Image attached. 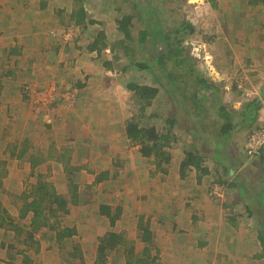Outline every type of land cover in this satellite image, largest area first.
I'll return each instance as SVG.
<instances>
[{
  "label": "rangeland",
  "instance_id": "rangeland-1",
  "mask_svg": "<svg viewBox=\"0 0 264 264\" xmlns=\"http://www.w3.org/2000/svg\"><path fill=\"white\" fill-rule=\"evenodd\" d=\"M42 1L41 7L38 5V0L33 2L34 4L26 3L24 4L25 6L23 5V8L26 6H33V12L35 13V20L29 18L25 28L39 27V33L34 36L37 42L40 41L38 35H42V40H47V38L52 35L53 38H55V42H52L53 46L56 47L58 45L63 52L59 57L70 59L75 52L83 56V62H85V64L90 62V71L88 75L90 77L92 74L93 77V79L90 77V80L98 82L96 84H93V82L88 83L87 87L90 88L86 90L89 92L98 91L99 93L105 94L104 97L101 96L100 98L103 102H98L94 99L87 102L89 111H91L90 113L94 112V105L100 104L102 107L107 108L105 115L102 114L103 116L94 117V119L90 117L91 123L88 121L91 129L92 125H95L94 128L101 126L103 129L102 132H92V134L95 133V135L101 134L104 136V140L95 141L94 144L100 146L90 148V151H93L90 154L94 156V159L96 155L102 154L100 158L101 164L99 163L100 166L105 165L114 168L113 163H111L112 158H116L117 162L122 159V162H128L133 159L132 157L134 155L137 159L140 157L136 156V149H138L139 152L140 146L133 143L126 134L125 128L128 119L133 117H135L134 119L141 118V123L143 125L153 123L159 133H164L166 129L169 128V124L167 123L168 118H176L179 119V121L174 124L171 130L176 139H173L166 148L172 158L169 164L163 163V167L167 169L166 173L157 170L156 163L154 162L155 159L152 158L149 160L150 162L147 163L146 160H143L141 163L136 161V166L134 167L129 165L131 169L133 168V173L136 169L142 170L141 174L146 180L141 175L138 180H135L132 170L131 173H129L128 167L126 168V166H124L119 169L122 174L120 175V179L116 177L112 180L101 181L99 184H89L86 183V180L80 181L77 177L78 175H82L84 169V164L81 160H83V162H85V160L81 156V153L72 151L73 161L69 162L67 168V172L71 173V175H68L70 177L72 176V180L66 177L68 190L72 193L68 198L71 199V197H73L76 190L74 185L82 187L79 199L83 207H80V204L72 205L73 211L70 213L60 209L52 213L48 207H45L44 214L39 218V222L48 220L51 226L53 225L55 228L58 227V225L66 226L74 222L79 224L84 223L86 228L87 225H92L91 228H93V223H95L97 228L100 229L98 232L100 237L103 238L106 237L110 231L114 232L116 225H110L109 217H102L98 213V205L108 204L115 207L113 209L114 212L118 207H121L120 217L116 219L118 224L117 230L124 235L126 241L130 243L129 245L133 244L129 239L136 241L138 238V240H140L141 233L144 232V228L142 227L148 226L144 222L146 219L147 221H151L152 217H154L153 220L156 222L153 228L150 227L156 233L155 241H147L146 243L138 244L137 251H133L134 255H127L128 247L125 246L127 244L125 243L123 245L120 243L116 245L114 249H107L106 251L111 253V255H104L102 260L98 255L86 253L90 245L88 246L80 243L82 238L71 239L67 237V239L63 241L55 240V237H51L53 232H50L43 236L35 235V240L32 239L28 234L30 229L28 228V230L25 226L27 225L26 223L31 220L30 217L32 213H30V216L24 218L25 221L23 222L26 227H24V234L22 235L24 242L18 244L19 249L17 251L9 252L8 249V254H5L6 251L0 246V251H2L1 253L4 255L3 257L12 258V256L16 255L17 258L22 259L24 258L23 255H25L27 256L26 261L28 259L38 260L43 258V261H41L43 264H127L128 257H130L131 264H151L150 260L155 256L157 258L155 261L158 264H212V254L209 255L212 253V245L210 244L196 246V244L193 245L189 241V248L194 249L191 253L192 255H177L178 245L176 243V238H173L172 234L178 233L180 236L186 237L184 234L185 230L177 227L175 224V228L170 232L172 229V222L161 223L155 220V217L161 218V212H155V210H160L161 207L164 206L171 210L174 206L179 205V203L182 206L184 204L187 210L194 207L198 211L196 214L194 213V215L200 218L198 221L201 224L196 223L197 225H206L211 219L208 215L210 214L209 210H212V203H214L210 200L212 199L210 196L211 184L214 186V184H221L223 181L227 183L228 181L231 182L236 175L237 177L239 176L238 180L242 179L244 181V185L246 186L245 189L249 190V192L247 190L249 195L260 198V186L262 185L261 182L264 177V161L260 163L258 162V157L248 156L244 147L253 130L264 128V118L259 120L260 116L257 114L253 122L255 124L251 127L242 123V120L246 118L244 116L240 117L238 120L233 119L235 127L229 131L226 137L220 140V142H222V145L218 144L220 148L216 147L218 142L215 138V134L216 136L219 134L221 135L222 125L225 123L224 118L221 117L219 112L221 106H225L229 111L238 114L245 110V105L249 101L256 98V96L259 97L258 93L264 86V0H80L83 6L86 7L88 13L87 19H94L96 21V23L88 24L87 26H78L74 23L65 24L66 18L69 17L72 9L78 6L79 0ZM137 3L139 4L136 5ZM146 3L155 7L163 31L165 33L170 32L171 35L169 43L160 42V45L157 44L159 45L158 49L165 52L164 47L167 46L169 47L166 49H169L171 46L183 47V55L185 57L188 56L185 64L175 66L172 61L166 62L165 69L161 68L160 70L156 65L155 69L158 71L157 73L160 74L164 72L165 74H169L172 72L174 76H172L173 80H171V83L181 92H183V90L184 92H189L193 89L192 81L197 78L207 79L208 83H214L217 88L216 91L212 90V88L210 90H203V86L201 85L199 89H196L197 100L202 99L203 95L207 97L206 100L202 101L201 105L203 109L200 115L198 114L200 108L196 106L195 100L190 99V97L186 99V104L190 111L189 116H186L187 108L177 107L176 97L174 98L170 91H168V86L166 85L168 82L167 79L162 80V85L158 80L156 81L153 74L148 71H139L135 67H131L127 72H122L125 66H129L135 60H144L146 58L137 53L132 56V60L130 61L124 55L122 47L116 44L118 40L123 38V33L118 30L117 19H121L124 15L133 16L130 29L132 31L133 41L130 42L134 45L137 43L140 31L145 28L146 21L144 19L142 7H144ZM58 9L63 10L62 15L59 13ZM58 14L61 15V17L58 18ZM36 21H38V23ZM186 23H190V25L193 26L194 31L192 33H187V31H185ZM179 26L182 27V30L176 32L175 30ZM99 33L103 36L100 38L102 42L98 44V47H101V51H88L89 53H87L88 44L95 41ZM25 36H27V33ZM32 37L33 36L30 35V41H33ZM178 40H182L180 45H177ZM102 43H105V46H103ZM127 43H129V41ZM49 44L51 45V42ZM43 49L46 48L43 47ZM42 53H44V56L42 59L40 57L39 61H36L35 64L36 69L40 72L44 73L50 65H54L57 67V69H55V74L61 72L59 69H64L67 70L69 73L68 75L73 77L78 75V79L80 80L82 78L84 79L87 75V73L77 71L78 65L84 64L78 60L71 59L70 61H66L65 58L57 57L55 61H50L52 62L50 64L48 60L49 52L45 53V51H42ZM115 56L118 58H115ZM147 59L152 60V55L149 54ZM110 61L112 63L111 67L107 64ZM65 62L66 65L63 66ZM91 66H93V69ZM81 67L85 68V66ZM101 67H103L105 71L113 73L114 79L106 80L102 75L95 76L94 72H97L98 69L100 70ZM191 67H193L196 73H190ZM64 70H62V72H64ZM129 78L139 84L156 87L159 90V93L153 100V104L148 106L144 111L140 108L141 102L137 100V96L126 86V82ZM100 79L101 81H99ZM68 81L69 84L67 88H70L74 86L73 84L76 82V79L70 78ZM53 84L56 88V92L58 94H63V97H61L62 100L58 101H63L64 96H66V98H70L71 101H73V105L75 106L79 98L76 99L70 96L68 92L71 91V88L67 89L64 84L59 82H53ZM47 86V84L41 86L44 88H40L41 91H39L40 97L46 100L37 101L36 97H31L29 99L38 104L35 108L36 110L38 109L40 117L41 114L43 115L45 121L43 122L46 125H48V122L52 123V121L56 119L55 112L52 110L53 107H50L48 104L50 103L49 100H52V98H50L51 93H46L48 90ZM53 94L54 93H52V96ZM57 97L59 96H55V98ZM95 97L98 98L96 95H93V98ZM262 98L264 100V94ZM64 100L67 99L64 98ZM78 105L79 103L76 104V106ZM194 110L196 115H193L195 117L191 113L194 112ZM11 118L13 117L11 116ZM14 119L17 124L18 119ZM34 120L37 123L30 121L31 125L34 123L35 125H43L39 117L35 116ZM104 121H107V123H103ZM118 125L121 126L117 128ZM190 128L195 129V134L190 131ZM46 129L49 130L48 126H46ZM123 131L130 140L128 143L129 148L122 138ZM21 134L22 133L19 132L18 136ZM41 134L42 132L37 128H35L34 134L32 131L26 133L25 138L28 139L27 146L30 145L31 141L32 143H42V141L46 139V134ZM196 134H199V137H197ZM12 138L15 139V141L18 140H16V136H12ZM12 142L13 141H11V143ZM194 146H197L199 155H203L202 167L208 169V172H203L201 174V177L205 180L202 185L200 184L198 189L201 191L200 196L207 199L210 205L200 199L199 202L197 199L194 201L193 195L187 194V190L191 192L192 186L194 185L193 183L195 180H198L196 172L198 174L199 171L197 170L199 169L195 168V172L193 167H191L190 170L193 171L189 173H191L192 176L186 174L184 178L180 173V166L184 158V153L188 150L192 151ZM219 149L225 152L226 155L222 156L224 159H227V164L232 166V169L229 171L224 170V167L219 165V158L213 157L214 152H220ZM94 151L97 153H94ZM112 151H121V154L113 157ZM129 151L131 157L127 158L125 155ZM88 164L89 162L86 165ZM240 165L242 166L240 167ZM95 166L96 159L95 163H90L89 167L95 170ZM115 167L117 169L118 165L115 164ZM26 172L23 184H25L24 191L28 194V192L32 193L35 189L33 187L34 183L29 176L30 171ZM176 176L178 179L175 178ZM177 184L179 186L184 185L183 187L184 190H186V194L182 195L176 192ZM20 185L22 184L20 183ZM238 192V187L233 186L231 187L230 196L234 199L232 202L237 201V208H240L242 213H245L242 207H238L245 202L244 193L241 191L238 195ZM177 196H179V198ZM0 197L4 199L6 204L10 205L8 207L15 209L12 215L16 216V214L19 213L20 206H18L19 208L16 207V204L13 202L15 201L13 200V195H8L3 189L0 191ZM29 197L31 198V195L28 197L21 196L22 202L27 201ZM225 201L227 203L229 202L227 197L222 202ZM199 203L205 204V209L208 210V214L200 213V210L196 208ZM250 203V205L253 204L252 202ZM75 206H78L76 210H74ZM230 210L231 209H224L226 213L232 212ZM224 211L222 210L220 212L222 213ZM191 214L193 213L190 211V214L186 217L189 218ZM170 215L171 212H168V216ZM172 215H175L174 212ZM0 217H3V215ZM86 217L88 218L86 219ZM197 227L199 226H196V228ZM47 228L48 227H46V229ZM54 229H52V231ZM56 230L58 229L56 228ZM88 233L91 236H85L84 239L88 240L93 235V239H95L96 235L92 229H88ZM166 233H168L167 236L170 237L169 239L165 237ZM41 241H43V243H41ZM5 242L16 245V241L13 242L12 238L6 237ZM97 243L96 241L91 245L96 246ZM144 249L148 250L146 251ZM163 250L166 252L164 253ZM193 253H197V255ZM63 255H65L66 261L62 260ZM70 255L73 256L71 257ZM67 257L69 259H67Z\"/></svg>",
  "mask_w": 264,
  "mask_h": 264
},
{
  "label": "crops",
  "instance_id": "crops-1",
  "mask_svg": "<svg viewBox=\"0 0 264 264\" xmlns=\"http://www.w3.org/2000/svg\"><path fill=\"white\" fill-rule=\"evenodd\" d=\"M35 1L36 0L33 1L32 0L29 1L0 0V191L4 189L6 193H8V195H13L14 197L13 200H15L13 202L16 204V207L20 206V208L18 207L19 213H17L16 216H13L12 214H14L15 209L14 208L11 209L10 207H8L10 205L6 204L4 199L0 197V211H5L8 214L7 220L3 221L0 219V246L3 247L4 251H6L5 254H8V249L9 252L17 251L19 249L18 244L20 242L22 243L24 242L22 235L24 234V227L26 226L27 229L28 228L30 229V230L28 229L29 230L28 234L32 237V239L35 238V235L43 236L45 234H49L50 232H53L51 237H55L54 238L55 240L57 239L63 241L66 240L67 237L71 239L82 238L80 243H82L83 245H88V246L90 245V247H88V251L87 252L84 251V252L92 253L93 255H100L99 248L102 243V238L98 233L100 229L97 228L95 223H93V228H91L92 225L90 226L87 225L86 228L84 226V223L79 224L75 222L71 223L70 225L67 224L66 226L58 225V227H56L58 230H56V228L53 225L51 226V224L49 223L50 221L48 220L41 221L39 224L38 222L37 224H34L33 209L30 207L27 208L26 204L32 201L33 197L35 196L39 197L40 194L36 189L39 185H43V186H47V188H50L49 190L50 193L54 192L55 194L65 199L67 213L73 211L72 205L80 204L79 206L83 207L79 199L80 192L82 191V187H78L77 185H74L76 190L73 194V197H71V199L68 198L70 195H72V193L70 192V190H68L66 177H68L69 179L71 178L72 180V176L71 177L69 176L71 175V173L67 172L69 162L73 161L72 151L81 153V156L83 157L85 162L87 163L89 162V164L86 165L87 163L81 160V162L84 164L83 165L84 169L82 175H78L77 177V179H79L80 181L86 180V183L89 184L92 183L99 184V182L101 181L112 180L116 177L120 179V175H122L121 170H119L120 168L126 166V168L128 167V170L130 171L129 173H131V170L133 168L131 169L129 165H132L134 167L136 166L135 163L136 161H139L138 163H141L143 162V160H146L147 163L150 162L149 160H151V158H146L142 156L140 152H138V149H136V156H140L138 157V159L135 157V155L134 156L132 155L133 159L128 162H122L123 159L117 162L116 158L115 159L112 158L111 163H113L114 165V168H112L111 166L99 165L101 160L100 158L102 155L101 154V155H96L97 158L95 157L96 159L95 170H93L92 167H89L90 163L93 164L95 163L94 156L90 154L93 152L90 151V148L98 146V144L96 145L94 144L95 141L104 140L103 139L104 136H102L101 134H96V135L95 133L92 134V132L94 131L102 132L103 129L101 128V126H99L98 128L97 127L94 128L95 125H92V129H91L89 124L91 123L90 117L94 119V117L97 118L102 114L105 115L107 112L106 111L107 108L102 107V105L100 104L98 105L93 104L94 112L90 113L91 111H89L87 102L93 99L97 100L98 102H103V100H100V98L101 96L104 97L105 94L99 93L98 91L89 92L86 90L90 88L87 87L88 83L93 82V84H96L98 82L90 80V77H92V74L90 75V77L88 75L90 71V62L85 64V62H83V56L75 52L73 53L70 59H67L65 57H59V55L61 56L63 52L60 49V47H58V45L56 47L53 46L52 42H55V38H53L52 35H50V37L48 36L49 38H47V40L44 39L42 40L41 39L42 35H38L40 37L39 38L40 41L37 42L34 39V36H36L39 33L40 31L38 30L39 27L25 28V25L27 24L26 22L29 20V18L35 20V13L33 12V8H34L33 6H28V7L26 6L23 8V5L26 3L34 4L33 2ZM41 4H42V0H38V5L40 7ZM58 11L60 12L61 10L58 9ZM36 22L38 23V21ZM26 33L27 36H25ZM30 35L33 36L32 37L33 41H30ZM50 42L51 45L49 44ZM43 47H45L46 49H43ZM42 51H45V53L49 52L48 53L50 55V56L48 55L49 62L55 61L58 57V58H65L66 61H70L71 59H73V60H78L81 63H84L85 65L84 64L78 65L77 71L81 73H87V75L84 77V79L82 78L80 80L78 79V75L74 77L68 75L69 73L67 72V70L64 69H59V71L61 72L55 74L56 73L55 69H57V67L54 65H50L47 71L44 73L38 71V69H36L35 64L36 61H39L40 57L42 59V57L44 56L43 55L44 53H42ZM86 51L87 53H89L88 50ZM90 52H95V51H90ZM52 62H50V64ZM65 65L66 62L63 64V66ZM81 66H85V68ZM91 67L93 69V66ZM62 70H64V72H62ZM80 70H84V71H80ZM103 70H104L103 67H101L100 70L98 69L97 72L96 71L94 72V75L95 76L102 75L105 77L106 80L114 79L113 73L105 70L104 73ZM70 78L76 79V82L73 85H75L77 82L83 84L82 85L83 87L78 89V91L75 89L69 93L70 96H72V98H76V99L79 98V101L76 102V104L79 103L78 106H76V104L74 106L73 101H71L70 98L69 99L66 98V96H64V98L67 100H64L63 98V101L61 102L58 101V100H62L61 97H63V94L62 93L58 94L53 84V82L54 83L59 82L61 84H64V86L67 88L69 84L68 80ZM87 78L88 80L86 81ZM99 81H101V79ZM28 82L32 83L31 87L32 89H34V97H35V91L39 94V89H40L39 87L46 84L48 85L47 86L48 90L46 91V93H51L50 98H52L53 100L52 101L50 99L49 100L50 103L48 104L50 107H53L52 110H54L55 112L56 121L53 120L52 123L48 122V125H46L44 123L45 121L43 115L41 114L40 117L38 109L36 110L35 108L38 104L35 103L34 101L29 100L28 97L24 96L22 92V85ZM52 93H54L53 96ZM258 94L259 97L256 96V98L263 99L262 97L264 94V86L260 89V92ZM93 95H96L98 98L96 97L93 98ZM55 96H59V97L55 98ZM263 105L264 102H262V106L261 108H259L258 111V116H260L259 120H262L264 118ZM11 116L13 118H11ZM35 116L39 117V120L43 125L41 126L40 124L35 125V123L31 125L30 121L36 122L34 120ZM14 118L18 119L17 124L15 123ZM103 123H107V121H104ZM254 124L255 123H253L252 126ZM46 126H48L49 130L46 129ZM120 126L121 125H118L117 128H119ZM35 128H37L40 132H42L41 135L46 134V139L43 140L42 143H32L31 141L30 145L27 146L28 139L25 138V134L30 133L31 131L34 134ZM19 132L22 133L20 136H18ZM122 133H123L122 138L125 140L128 146L130 140L126 137L124 131ZM12 136H16V140L17 139L18 140L15 141V139H13ZM11 141L13 142L11 143ZM94 153L97 152L94 151ZM111 153H113L112 155L114 157L115 155H120L121 151H116V152L112 151ZM125 156L127 158H130L131 157L130 151L126 153ZM260 160L261 159L259 158L258 162L262 163V161ZM114 162L115 164L118 165L117 169L115 167ZM241 166L242 165H240V167ZM26 171H30V175L29 174L28 175L31 177L34 183L33 187L35 189L32 193L28 192V194L24 191L25 184H23L26 176L25 173H27ZM191 171L193 170L187 171V174H190V176H192V174L189 173ZM197 171H199L198 174L195 170L196 176H198V180H195V182L193 183L194 185L192 186L191 192L187 190L188 191L187 194H192L194 201H196L197 199L199 202L200 199L206 202L207 204H209L207 199L200 196L201 191H199L200 189H198L200 184L202 185L203 181L205 180L203 179V177H201V174L204 172V170L201 169ZM141 172L142 170L136 169L134 171L135 173L134 174L132 170V174L135 180H138L140 175L146 180V178L141 174ZM105 173H107V176H103V174ZM177 176L175 177L176 179H178ZM98 179L99 182H96V180ZM20 183L22 185H20ZM223 183L224 185L222 184L219 185V186L222 185L221 187L224 188L225 192H223V196L220 197L219 199L214 197L210 199L214 203H212V210H209L210 214L208 216L211 219L208 224L197 225L196 223L201 224L198 221L200 218L194 215V213L196 214V212L198 211L194 207L187 210L184 204L182 206L180 203L179 205L174 206V208L171 210L166 206L161 207L160 210H155V212H161L160 213L161 218L159 219L158 217H155V220L160 221L161 223L172 222L171 223L172 229L170 232H172L173 229L175 228V224L177 225V227L185 230L184 234L186 235V237H182L178 233L172 234L173 238H176V243L178 245L177 255H192L191 253L193 252L194 249H191L188 246L191 242V244L193 245L196 244V246L206 245V244L212 245V250H211L212 253L209 254V255L212 254V264H264V256L260 255L262 253V247L260 245L261 228L259 226L258 219L252 216L251 210L250 208H248L249 206H251L249 200H251L250 198L252 197V195H246L247 198H245V202L243 203V205L239 203L240 206L238 207H242L245 211V213H242L241 209L237 208L238 205L237 201L232 202L234 199L231 198L230 192H231V187L233 186L229 187L228 185V183H230L229 181L228 183L223 181ZM183 186H179L178 184L176 185V187L178 188V189L176 188V192H178V194L179 193L182 195L186 194V190H184ZM29 195H31V198L29 197L27 201L22 202L21 196H29ZM177 197L179 198V196ZM224 197L228 198L229 200L228 203L226 201L222 202L225 200ZM219 203L221 206L219 205ZM100 206L101 204L98 205L99 207L98 213L102 217L103 216L108 217L106 214L101 213ZM110 206L112 210L115 208L113 207V205ZM45 207L43 208V211H45ZM50 207L53 208L54 205L49 206L48 208ZM77 207L78 206H75L74 210H76ZM196 208L200 210V213L208 214V210L205 209V204L199 203L198 207ZM224 209H231L230 211L232 212L226 213ZM222 210L224 212L221 213L220 211ZM190 211L193 214H191L189 218H187L186 216L190 214ZM168 212H171L170 216H168ZM173 212L175 214L174 216L172 215ZM30 213H32V216L30 217L31 220L28 223H26L27 225L24 226L23 223L25 221L24 218L29 217ZM87 218L88 217H86V219ZM153 218L154 217L151 218V221H147L146 219V221L144 222L145 224L148 225L145 227H148L147 233L149 234V239L145 237L146 236L145 232L141 233L140 236L141 241L138 240V238L136 239V241H134L127 237L130 241H132L133 243L132 245H129L130 243L126 241L124 235H122V233L117 230L118 224L117 222H115L116 225L114 232L110 231V233L120 234L121 239L113 247L110 246L106 247L102 255H111V253H109L106 250L114 249L115 246L119 245L120 243L123 245L125 243L127 244L125 245L126 247H128L127 255H134L133 251L135 252L137 251L138 244L146 243L147 241H155L156 233L154 232L153 229L150 228V227L153 228V226L156 224ZM109 223L110 225H114L111 224V221ZM196 226L199 227L196 228ZM46 227L48 228L46 229ZM145 227L142 228L145 229ZM52 229L54 230L52 231ZM88 229H92V231L95 233L96 235L95 239H93L94 235L90 237V239L88 240L84 239L85 236L86 237L91 236L88 233ZM167 235L168 233L165 234V237L169 239L170 237H168ZM6 237L12 238L13 242L16 241L17 246L6 243L5 242ZM96 241L98 242L96 246H92L91 244ZM41 243H43V241H41ZM163 251L164 253L166 252L165 250ZM1 252L2 251H0V264H43V262H41L43 261V258H40L38 260L28 259L26 261L27 256L25 255H23L24 258L22 259L17 258L16 255L12 256V258H8L6 255L7 258H5L3 257L4 255ZM193 254L197 255V253H193ZM70 256L72 257L73 255ZM62 258H63L62 260L66 261L65 255H63ZM67 259L69 258L67 257Z\"/></svg>",
  "mask_w": 264,
  "mask_h": 264
},
{
  "label": "trees",
  "instance_id": "trees-1",
  "mask_svg": "<svg viewBox=\"0 0 264 264\" xmlns=\"http://www.w3.org/2000/svg\"><path fill=\"white\" fill-rule=\"evenodd\" d=\"M43 2V1H42ZM137 3L136 5H138ZM45 5V4H44ZM135 5V6H136ZM142 12H144V19L146 21L145 28L140 31V35L137 39V43L134 45L131 44L130 41H133L131 24L133 20L132 15H124L121 19H117L118 23V30L123 33V38L117 41V45L122 47L124 55L128 58V60H132V56L138 53V55L145 56L146 59L144 60H135L133 63H131L129 66H125L122 69V72H127L131 67H135L139 71H148L156 78V81L158 80L163 85V79H167L168 82L166 85L168 86V91H170L171 95L176 97L177 101V107H185L187 108L186 116L190 115V111L188 109V106L186 104V99L190 97V99L195 100L196 106L199 109L198 114L200 115L202 113V101L206 100V96L203 95L202 99L196 98L197 90L203 86V90H212L216 91L217 88L214 83H208L207 79L204 78H197L196 80L192 81L193 89H191L189 92H181L177 87L172 85L171 80H173L172 76H174L171 73L165 74L160 73L158 74L155 69V66H158V69L160 70L165 69L166 62H173L175 66L185 64L186 60L188 59V56H184L183 47H170L169 49H166L167 47H164V51L162 52L159 48L160 42H168L171 40L170 32L165 33L159 23L158 15L156 12L155 7H153L151 4H147L142 7ZM61 15L63 13V10L59 12ZM87 10L86 7L83 6L82 2L78 1V6L76 8H73L71 13L69 14V17L66 18L65 24L74 23L78 26H87L88 24L96 23L94 19H87ZM61 15L58 14V18L61 17ZM185 25V24H184ZM185 28L187 33H192L194 31V28L190 23H186ZM182 30V27H178L175 31L178 32ZM103 37L101 33L97 35V39L93 41L91 44L89 43L87 46L88 51H101V47H98L99 42H102L100 38ZM129 41V43H127ZM182 40L177 41V45H180V42ZM159 44V45H157ZM103 46H105V43H102ZM161 47V46H160ZM162 48V47H161ZM158 49V50H156ZM163 50V49H162ZM149 54L152 55V60L147 59V56ZM115 58H118L115 56ZM109 67L112 66L111 61L107 63ZM166 72V71H165ZM190 73L194 74L196 71L191 67ZM201 76V75H200ZM83 84L76 83L71 88V91L77 89H80ZM164 85V86H166ZM32 83H25L22 85V92L24 96L28 97L29 99L31 97H34V89H32ZM126 86L128 89L134 92V94L137 96V100L140 101V108L142 111H144L148 106L153 104V100L156 98L157 94L159 93L158 88L142 85L135 81H132L131 78L128 79L126 82ZM35 87V86H34ZM44 88V87H39ZM38 88V89H39ZM68 88V89H70ZM39 91H41L39 89ZM190 96H189V95ZM32 95V96H31ZM33 99V98H32ZM263 99L261 98H255L251 102H248L246 104L245 110L240 113H235L229 111L225 106H221L219 109L220 115L222 118H224L225 123L222 125L221 129V135L215 134V138L217 139V145L216 147L220 148V145H222V140L224 137H226L229 134V130L235 127V123L233 122V119H238L240 117H246L244 120H242V123L247 126H252L254 120L257 117L259 108L262 106ZM192 115L195 114L194 112H191ZM193 115V116H194ZM141 117V115H140ZM195 117V116H194ZM130 118L126 121V134L127 137L133 142L140 146L139 152L142 156L146 158H153L155 159L157 170L163 171L164 173L167 172L166 167H163L164 164H169L172 160L171 155L167 151V147L170 145L171 141L173 139H176L175 135L171 132L173 126L175 123L179 121V119L176 118H168L167 123L169 124V128L166 129V132L159 133L155 124H145L143 125L141 123V118L134 119ZM150 118V117H149ZM190 131L194 133L195 129L190 128ZM195 134V133H194ZM218 134V133H217ZM197 137H199V134H196ZM220 150V149H219ZM225 156V152L221 151L214 152L213 157L219 158L218 162L220 166L224 167V170L229 171L232 169V166L227 164V159H224L223 156ZM260 158V161H264V149L260 150V153L255 156ZM229 160V158H228ZM203 163V155H199V150L197 146H194V148L191 150H188L184 153V158L181 162L180 166V173L181 176L184 178L187 174V171H190L191 166L195 169H203L204 172H208V169L206 167H202ZM236 170V169H235ZM103 176H107V173L103 174ZM104 178V177H103ZM239 176H235L233 181L228 183L229 186H237L238 187V195L241 191L244 193V199L247 198V193L249 192L248 189H245L244 181L242 179L238 180ZM102 180V179H101ZM220 181V180H219ZM96 182H99V179L96 180ZM226 182V181H224ZM243 184H242V183ZM227 183V182H226ZM262 185L260 186V198H257V196H252L250 199L252 200V205L249 206L251 210L252 216L258 219L259 226L261 228L260 231V245L262 247V253L260 255L264 256V177L262 180ZM222 185H224L223 182H221ZM39 192V197L35 196L33 197L32 201H30L27 205V208H32L34 212L33 217V223L38 224L40 223L39 218L44 214L43 208L49 207L54 205V207H50L49 210L53 213L54 211L60 210H66V201L63 197H60L59 195L53 193H50V188H47V186L39 185L36 189ZM248 190V192H247ZM256 193V192H255ZM249 195V193H248ZM28 197V196H27ZM249 200V203L251 202ZM248 206V205H247ZM101 213L106 214L111 221V224H115L116 219L120 217L121 214V207H118L117 210L114 212L112 210L110 205L107 204H101L100 206ZM3 215V217H0L1 220L5 221L7 220V212L0 211V216ZM148 227H145L144 232L146 234V238L149 239V234L147 233ZM121 239V235L118 233H110L106 238H102V243L100 245V259L103 260L104 255H102L103 251L106 247L110 246L113 247L118 241ZM146 251L148 249H145ZM149 256V255H148ZM157 258L154 256L150 260L151 264H158L155 260ZM146 261V260H145ZM127 264H131V259L128 257Z\"/></svg>",
  "mask_w": 264,
  "mask_h": 264
},
{
  "label": "built area",
  "instance_id": "built-area-1",
  "mask_svg": "<svg viewBox=\"0 0 264 264\" xmlns=\"http://www.w3.org/2000/svg\"><path fill=\"white\" fill-rule=\"evenodd\" d=\"M35 97L37 101L46 100L40 97L35 91ZM245 152L250 157H255L260 153L261 149H264V128H258V130H253V132L249 135L246 143H245ZM220 184H214L211 187L210 195L214 198L219 199L223 196L224 188L219 186Z\"/></svg>",
  "mask_w": 264,
  "mask_h": 264
},
{
  "label": "clouds",
  "instance_id": "clouds-1",
  "mask_svg": "<svg viewBox=\"0 0 264 264\" xmlns=\"http://www.w3.org/2000/svg\"><path fill=\"white\" fill-rule=\"evenodd\" d=\"M76 90H77V88H76ZM71 92V91H70ZM70 92H68V93H70ZM211 196V195H210ZM211 198H212V196H211Z\"/></svg>",
  "mask_w": 264,
  "mask_h": 264
}]
</instances>
